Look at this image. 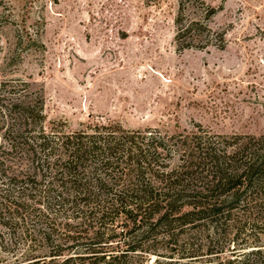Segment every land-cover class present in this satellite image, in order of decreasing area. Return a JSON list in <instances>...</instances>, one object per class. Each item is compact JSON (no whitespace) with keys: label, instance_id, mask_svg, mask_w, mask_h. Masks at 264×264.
Masks as SVG:
<instances>
[{"label":"trees","instance_id":"1","mask_svg":"<svg viewBox=\"0 0 264 264\" xmlns=\"http://www.w3.org/2000/svg\"><path fill=\"white\" fill-rule=\"evenodd\" d=\"M176 22L179 42L212 34L205 21L185 20L182 0ZM4 107L0 225L47 250L26 251L25 264H264V244L249 237L241 245L257 248L238 243L222 259L220 247L231 234L235 243L258 228L264 234V135L209 134L200 125L174 134L120 123L47 129L41 95ZM53 215L64 222H46Z\"/></svg>","mask_w":264,"mask_h":264},{"label":"rangeland","instance_id":"2","mask_svg":"<svg viewBox=\"0 0 264 264\" xmlns=\"http://www.w3.org/2000/svg\"><path fill=\"white\" fill-rule=\"evenodd\" d=\"M182 1L185 20L205 21L211 35L177 40L181 0H0V144L10 121L4 105L36 95L47 129L120 123L174 134L200 125L209 134L264 135V0ZM54 219L64 222H46ZM262 229L236 243L228 235L222 259L245 238L264 244ZM25 239L0 225V264L47 254Z\"/></svg>","mask_w":264,"mask_h":264}]
</instances>
